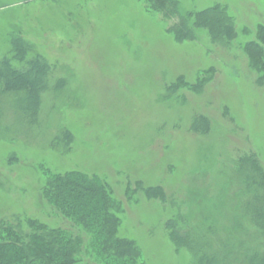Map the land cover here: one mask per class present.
Here are the masks:
<instances>
[{
  "label": "rangeland",
  "instance_id": "1",
  "mask_svg": "<svg viewBox=\"0 0 264 264\" xmlns=\"http://www.w3.org/2000/svg\"><path fill=\"white\" fill-rule=\"evenodd\" d=\"M178 1L181 15L226 6L236 38L223 46L196 30L194 40L178 43L140 0H0V58L11 56L12 36H19L56 66L55 78L68 79L73 95L63 108L45 97L29 134L5 107L0 222L22 221L26 231L35 220L79 234L39 190L41 169L79 171L110 186L123 210L120 234L136 243L143 264H192L187 252L175 251L166 221L178 207L196 213L190 195L239 156L254 153L264 169V83L243 51L264 25V0ZM210 68L213 80L201 94L183 89L177 100H163L178 77L194 84ZM200 116L210 123L204 136L191 131ZM61 129L73 137L65 153L50 143ZM136 182L162 187L166 203L139 192L129 200L126 189ZM78 264L99 263L84 253Z\"/></svg>",
  "mask_w": 264,
  "mask_h": 264
},
{
  "label": "trees",
  "instance_id": "2",
  "mask_svg": "<svg viewBox=\"0 0 264 264\" xmlns=\"http://www.w3.org/2000/svg\"><path fill=\"white\" fill-rule=\"evenodd\" d=\"M140 1L147 12L167 22V32L178 43L194 40L196 30H205L212 43L223 46L236 38L226 6L216 4L181 15L178 0ZM32 50L13 35L11 56L0 58V119L7 106L26 134L39 124L45 97L54 100L52 108L69 106L73 97L68 92V79L55 78L56 66ZM243 51L249 67L258 74L257 84L262 86L264 25L258 26L255 40L245 43ZM214 74L213 68L202 71L194 84L178 77L166 87L163 100H177L179 97L174 96L183 89L201 94ZM209 130L207 118L192 120L193 133L204 136ZM72 142L67 129H61L50 140L53 149L61 148L64 153ZM228 169L221 170L213 184L190 195L196 213L189 209L182 212L178 207L165 223L175 251L187 252L192 264H264V169L254 153L234 159ZM40 174L42 197L80 233L35 220L26 221L25 231L22 221H1L0 264H78L84 253L99 264H143L136 243L120 234L123 210L105 181L79 171L55 173L41 169ZM137 192L148 200L167 201L160 186L145 188L136 182L134 189L127 187L126 196L131 200Z\"/></svg>",
  "mask_w": 264,
  "mask_h": 264
}]
</instances>
